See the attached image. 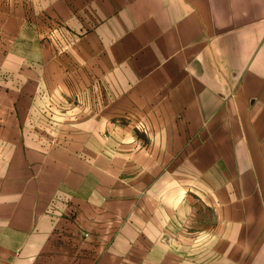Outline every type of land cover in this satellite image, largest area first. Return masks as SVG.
I'll use <instances>...</instances> for the list:
<instances>
[{
  "label": "crops",
  "instance_id": "crops-1",
  "mask_svg": "<svg viewBox=\"0 0 264 264\" xmlns=\"http://www.w3.org/2000/svg\"><path fill=\"white\" fill-rule=\"evenodd\" d=\"M0 264H264V0H0Z\"/></svg>",
  "mask_w": 264,
  "mask_h": 264
},
{
  "label": "rangeland",
  "instance_id": "rangeland-1",
  "mask_svg": "<svg viewBox=\"0 0 264 264\" xmlns=\"http://www.w3.org/2000/svg\"><path fill=\"white\" fill-rule=\"evenodd\" d=\"M38 5H39V1H38V3H37ZM32 16H34V15H32Z\"/></svg>",
  "mask_w": 264,
  "mask_h": 264
}]
</instances>
